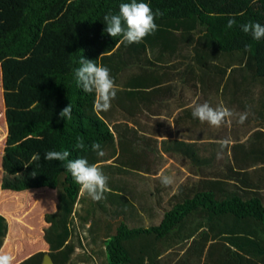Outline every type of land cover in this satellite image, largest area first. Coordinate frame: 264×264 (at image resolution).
Listing matches in <instances>:
<instances>
[{
    "label": "trees",
    "instance_id": "obj_1",
    "mask_svg": "<svg viewBox=\"0 0 264 264\" xmlns=\"http://www.w3.org/2000/svg\"><path fill=\"white\" fill-rule=\"evenodd\" d=\"M129 2L0 0V249L13 256V264H40L47 251L56 264H67L76 251L71 222L81 200L80 185L64 167L66 162L44 160L47 151L68 150L69 159L86 158L97 165L117 156V162L126 166L119 148L132 150V144L117 140L105 112L94 110L95 94L77 85L74 70L80 67L82 56L112 70L115 84L122 85L116 96L119 99L124 98L121 93L135 87L128 81L119 82L123 65L130 63L125 56L139 55L138 47L146 49V42L167 43L170 52L180 51L182 41L186 43L190 58L195 60L189 61L192 70L186 72L188 79L200 67L214 77L232 72L228 82L250 92L251 84L264 83V38L255 40L241 30V25L248 22L264 25V0H138L163 15L156 18L155 34L133 44L123 41L122 36L108 35L103 20L109 13L118 14L121 3ZM231 17L237 23L228 29ZM240 66L250 68V79L242 75L241 83ZM211 67L214 73L209 71ZM200 81L204 92L210 91L215 82L203 76ZM116 103L114 99L112 109L121 110ZM70 104L71 119L61 120L59 113ZM122 105L130 116L137 115L133 103ZM114 125L118 128L123 124ZM78 136L89 146L85 150L75 148ZM92 142L100 143L110 155L98 157L90 148ZM260 150L253 143H236L234 162L239 168L247 167V174L234 168L230 169L232 173H219L221 178L240 180L238 186H246L242 194L235 192L222 198L214 189L199 190L167 210L160 223L150 227L130 226L125 219L110 222L104 240L108 264H156V245L173 234L176 226H182L181 240L190 233L199 234L187 248L189 260L203 252L196 243L203 242L204 236L209 240L210 234V264L220 259L224 260L220 264H264V204L258 194L264 186L258 188L250 175L257 167L247 166L261 154H256ZM260 177L258 181H263L264 176ZM86 200L84 195L82 201ZM123 209L110 208L126 213ZM94 210L87 207L81 218L99 223L98 217L90 216ZM191 215L196 217L193 222ZM197 222L198 229L191 228ZM207 224L209 229L200 232ZM25 232L33 235L16 237ZM210 254L219 257L213 261Z\"/></svg>",
    "mask_w": 264,
    "mask_h": 264
},
{
    "label": "rangeland",
    "instance_id": "obj_2",
    "mask_svg": "<svg viewBox=\"0 0 264 264\" xmlns=\"http://www.w3.org/2000/svg\"><path fill=\"white\" fill-rule=\"evenodd\" d=\"M154 44L155 43H153V45L150 44L151 47H153ZM147 50L148 44L146 42V49H143L141 46L138 47L139 55L127 54L125 58L131 64L128 65L126 62L123 65L121 73V75H128L131 66L137 73L135 78L130 81V84L140 87V90L137 92L140 98V111L144 110L141 101L144 100L145 96H158L156 92L148 93V87L140 76L142 68L139 65L142 62H145V64H148L149 66L154 65L152 62L147 61ZM180 52L189 55V60L187 61L191 60L195 63L192 56L190 58L191 52L188 50V45L183 43V41ZM226 56L227 54L224 53V58H226ZM212 61L215 63L214 59ZM194 70L196 73L192 74L193 76L190 77L189 80H187L186 77L187 67L184 69H178L171 74L169 73V76L171 77H167L165 82L166 85H172L174 84L173 82L177 84L174 85V93L176 96H173L171 92L169 94V100L167 98L165 101V103L167 102V105L164 104L160 107L162 116L167 115L169 116V119L171 118L170 120L168 119L166 125L170 126L172 125L171 121H174L176 127H174V129H169L171 131L168 133L171 134L172 137L175 136L177 138H183V140L177 139L175 142H171L172 148H174L173 145H175V147L180 150L181 148L179 145L177 146V143H179L177 141H180V145L184 142L183 148H186L181 150L184 151L185 154H177V157H179L178 162H165V164L160 168L157 164H154V168L158 169L157 172H154V175L152 173L147 174L144 172L127 170V176L124 177L120 171H115V168L120 165L116 160V156L107 161L98 163V165L96 164L108 177V187L111 191L106 192L104 194L106 198L99 202L93 201L86 193L80 192L79 197L81 200L76 206L74 212L75 217L71 222V229L75 228L77 231L72 237L73 241L77 245V248L71 261L68 262L69 264H108L104 240L106 238L105 236L107 231H110L109 223L111 215L116 217L123 215L121 210L112 212L110 208L114 209L119 206L123 207V210L126 211L125 216L123 215L125 217L124 219L130 226L150 227L160 223L164 216V211L170 210L175 204L183 202L187 198L193 197L195 192L199 190L214 189L222 198L235 192L242 194L243 192L239 190L244 189L246 186L242 187L238 186V184L235 186L233 183L236 181L221 178L219 173L224 171L231 172L230 169L234 168V171L244 169L247 174L246 170L249 169L241 165L240 168L238 167L236 162H234L233 153L228 150L227 146L222 147L221 141H217L220 138L230 141V144L233 140L236 143H249V145L253 143L255 147H259L261 149L260 152L256 153L261 154H259L253 161H250L247 166L254 165V167H257H253L254 169L250 172V175L258 184V188L264 186V180L258 181V179L261 178L260 175L264 176V83H258V85L255 86L251 84L250 86L252 89L249 87L251 89L250 92L249 89L244 88L242 85L235 87L232 83L228 82V75H232V72L229 74L226 72L218 76L214 74V77L207 72L208 70L203 68L196 67ZM214 70L215 68L211 67L209 71L214 73ZM249 71L250 68L248 66H240L238 81L241 80L242 75H246L250 79ZM112 74L113 72L110 70V75ZM202 76L204 79H209V77H211V79L215 81L213 87L208 92H204L202 89L203 83L200 81V77ZM222 76V81H220L219 79ZM148 82L150 83V74L148 76ZM153 83L151 82V86L157 85ZM239 83H241V81ZM182 102L184 104H182ZM205 102L213 108L223 105L232 110L235 115L231 118V122L225 123L220 127H213L207 122L202 123L197 118H194L192 116L194 107ZM118 107L120 108V106ZM185 107H188V109L192 112H190V117L183 121L182 117L185 114ZM245 112L247 113V120L243 124H239V114ZM104 115L106 120L114 129L113 124L117 120L124 119V116L127 114L125 112H121L120 109L114 110L110 108V110L106 111ZM160 120L163 119L160 118ZM153 131L154 128H152L149 132L153 133ZM196 136H202V139L192 142V139L196 138ZM149 140L152 144H155L152 136H150L145 140H134V148L141 149L140 146L142 142H147ZM135 149L134 154L137 156L135 152L138 149ZM146 149L150 150L149 148ZM104 152L106 155H110L109 152ZM217 153H221L222 158L218 159ZM154 154L155 153L151 150V155L155 156ZM230 162L232 166H230ZM174 165L176 166V170L172 171L171 169ZM178 165H183L187 172L184 174L183 172H179L178 167L180 166ZM219 167L225 169L218 170ZM161 175L171 176L174 183L168 187L163 186L160 179ZM237 181L238 182L236 183H239L240 180ZM112 185H114V189L112 188ZM250 187L254 188L255 186ZM247 191L248 189L244 190V192ZM115 192H120L121 196L113 194ZM258 194L261 198H263L262 202L264 204V188L262 190H258ZM84 195L87 196L86 203L82 201ZM111 196H117L119 198L118 202L114 206L110 201ZM105 204H107L110 208ZM87 207L89 211L95 209L90 216H95V218L98 217L100 220L98 223V220L96 221L93 219L91 227L88 225V219L85 220L81 218V216L85 215V209H87ZM190 219L191 222H193L196 217L191 215ZM43 223L44 222H41L40 225H43ZM198 223L199 222L194 224L191 228L198 229ZM179 227L180 226H176L173 229L175 232L170 234L162 241V243H160V248L168 250L171 247L173 251L177 252L182 250L183 246L192 243L195 235H191L190 233V237H188L187 240H181L180 234H182V226L180 228ZM207 229H209L208 224L199 230L200 232H203ZM78 232L84 236V245L79 243L80 240L78 239ZM32 235L33 233L31 232H25L24 234H18L16 237L23 238ZM6 237H8V235ZM180 259L181 257H177L176 254L173 253L174 264H177L178 261L180 262ZM200 260L201 259L198 256L192 261H195L196 264H198Z\"/></svg>",
    "mask_w": 264,
    "mask_h": 264
},
{
    "label": "crops",
    "instance_id": "obj_3",
    "mask_svg": "<svg viewBox=\"0 0 264 264\" xmlns=\"http://www.w3.org/2000/svg\"><path fill=\"white\" fill-rule=\"evenodd\" d=\"M166 44L167 43L161 42V43H155L153 47H151V45H148L147 61L152 62V64L154 65L149 66L148 64L146 65L145 62H142L139 65L142 68L140 72V76L148 87V93L156 92L158 96H150V95L145 96L144 100L141 101V103L143 104V109H144L143 111H140V98H139V95L137 94V92L140 90V87L138 86L132 87L131 90H127L129 91L128 93H121L120 96L124 97L123 99H119V97L115 98V100L118 103V104L116 103V105L121 107V112H125V110L123 111L122 103L127 102L129 104L131 103L134 104V107H135L134 112L137 113L135 117H132L127 112H125L127 115L124 116V119L117 120L115 122V123H122L123 125L121 127L116 128V126L114 125L115 123H114L113 124L114 129H113V127L110 125L112 130L115 131L116 133L117 140H119L120 138L122 139L124 143H126V145L132 144V150L130 151L125 152L124 149L119 148L121 152L119 156L124 157L126 161V166L119 165L118 166L119 169L115 168V171H120V173L124 177L127 176V172H128L127 170H134L137 172H144L147 174L152 173L154 175V172L158 171V169L154 168V164H157L158 167L160 168L165 164V162L167 163L169 161L178 162L179 157H177V154H183V155L185 154V152L182 151L183 149L186 148V147L183 148L184 142H182V145L178 144L182 150L177 149L175 145H173L174 148H172L171 142H175L177 139L183 140V138H177L175 136L172 137V135L168 133L169 131H171L169 129H174L175 124H174V121H171L172 125L170 126L166 125V122H168L169 116L167 115L162 116L160 112L161 110L160 107L164 104L167 105V102L165 103V101L167 98L169 100V94L171 92L173 96H176L174 93L175 91L174 85H177V84L173 82L174 84L172 85L170 84L166 85V82H165V79L167 77L168 78L171 77L169 76V73L171 74L172 72L177 71L178 69H181V68L184 69L186 67H187V71L192 70V69L188 67L190 66L189 61H187L189 60V55H186L185 53H181L179 50H176V51L172 50L170 52L167 50ZM130 64L131 63H129L128 65ZM132 69L133 68L131 66L129 69L128 75H121L122 72L120 73L119 82L121 84L124 81L130 82L132 79L135 78L137 73L134 71V69L133 70ZM149 74H150V83L148 82ZM187 80L189 79L187 78ZM151 82L152 83L154 82L153 84H157V85L151 86ZM116 85L118 87H122V85H118V84ZM127 88L130 89L131 87H127ZM182 104L184 103L182 102ZM111 108H115L113 104L111 105ZM184 109H185V114L182 117L183 121H185L186 118L190 117V112H191V110L188 109V107H185ZM116 113H120V112H116ZM160 118H162L163 120H160ZM152 128H154V131L153 133H150L149 131H151ZM119 133L122 134V137H119L118 135ZM123 133L125 135L124 136L125 138H123ZM150 136H152L155 144H152L150 140L147 142L143 141L140 146L141 149L136 148L138 149L136 150L134 148L135 146L134 140L136 141L139 139L145 140V139H148ZM200 139H202V136H196V138L192 139V142L196 140H200ZM224 140H225L224 138H220L217 141L222 142ZM235 143L236 142L233 140L231 144L229 143L227 145L228 150H230L232 153H233V147L236 145ZM146 148H149L150 150H147ZM134 149L136 150L135 153L137 154V156L134 154ZM142 149L143 150L145 149V150L143 151ZM151 150L155 153L154 154L155 156L151 155ZM130 160H133V162L135 161L136 163L134 165L127 164V162H130ZM230 165H231V162H230ZM178 166H180L178 167L179 172H183V174L187 172V170L184 168L183 165H178ZM221 169H225V168L219 167L218 170H221ZM171 170L172 171L176 170V166L174 165ZM233 185L237 186V183L234 182ZM113 187L114 185H112V188ZM117 195L121 196V193L118 192ZM110 199L115 203H117L119 200L117 196H111ZM166 211H164V213ZM101 215H104V214H101ZM123 215L125 216V213H123ZM123 215L119 217L111 215L112 221L110 220V222L114 224L115 222H118L124 219L125 217ZM92 221H93V218L92 219L88 218V225H90V227L93 224ZM192 234L195 235L192 243L191 244L189 243L188 245L183 246L182 250L177 251V252L173 251L171 247L169 248L170 250L162 249L160 248V243H158L155 247L156 251H158V254L153 257V258L156 257L155 258V260L157 261L156 264H174L173 253L176 254L177 257H181L180 262L182 264H196L195 261H192L193 259L189 260L190 257H189V253L187 252V248L191 245L193 246L195 242L194 239L199 236L197 232H193L191 233V235ZM208 236H209V240H206V236H204L203 242L196 243V245L199 248L204 249L203 252L199 253L198 255L201 259L199 262L200 264H207V262H209L207 253H208V248L210 249V246L212 245V243H210L212 239H211L210 234H208ZM7 241H8V237L5 238L4 243H6ZM233 249L236 251L235 247H233ZM194 255L195 254H193L191 257H193ZM210 256H211V260L213 261L218 259L219 257V255L212 256V254H210ZM235 257L237 258L238 254H236ZM222 261L224 260L220 259L218 260V262L212 263V264H220ZM180 262L178 261L177 264H181Z\"/></svg>",
    "mask_w": 264,
    "mask_h": 264
},
{
    "label": "clouds",
    "instance_id": "obj_4",
    "mask_svg": "<svg viewBox=\"0 0 264 264\" xmlns=\"http://www.w3.org/2000/svg\"><path fill=\"white\" fill-rule=\"evenodd\" d=\"M163 13L159 9L153 11L149 3L131 0L129 3H121L118 14H107L103 20L106 24L105 32L111 37L122 36L123 41L128 44L140 43L147 36L155 34L158 30L156 18L162 16ZM237 21L235 17L228 19L226 27L233 28ZM241 30L246 34H251L255 40L264 38V25L256 22H248L241 25ZM80 67L74 70L76 83L84 92L94 93L95 102L94 110L97 112H106L110 110L112 101L116 98L118 86L115 84L114 78L110 75V70L106 66L98 65L95 61L81 57ZM73 112L72 105L65 107L60 113L61 120L71 119ZM234 112L227 107L220 105L215 108L207 102L198 104L194 107L192 116L200 122H207L210 126L220 127L225 123H230ZM247 120V113L239 114L238 123L243 124ZM222 147L227 146L230 141L221 142ZM89 146L85 144L83 137H77L75 148L77 150H85ZM91 150L98 156H105L102 146L98 142H92ZM71 153L68 150L63 151H47L44 154L46 161H60L64 163V167L71 173L74 181L80 185L81 193H86L93 201L99 202L105 199V193L110 192L108 187V177L103 170L96 164H90L86 158L69 159ZM217 158H222L221 153H217ZM25 167H28L25 165ZM34 175V174H33ZM161 184L165 187L171 186L174 180L171 176L161 175ZM54 205V204H53ZM72 230V236L77 232L75 228ZM79 233V232H78ZM83 235L79 233V243L83 242ZM77 248V247H76ZM45 257V261H46ZM13 256L5 253L0 249V264H13Z\"/></svg>",
    "mask_w": 264,
    "mask_h": 264
},
{
    "label": "water",
    "instance_id": "obj_5",
    "mask_svg": "<svg viewBox=\"0 0 264 264\" xmlns=\"http://www.w3.org/2000/svg\"><path fill=\"white\" fill-rule=\"evenodd\" d=\"M45 257L46 258V261H45ZM40 264H56L51 256V254L47 251L45 254H44V257H43V260ZM69 264V263H67Z\"/></svg>",
    "mask_w": 264,
    "mask_h": 264
}]
</instances>
